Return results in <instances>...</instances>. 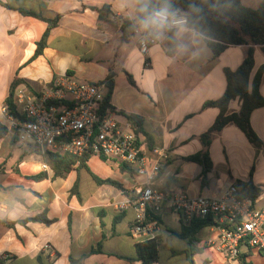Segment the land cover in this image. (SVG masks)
Returning a JSON list of instances; mask_svg holds the SVG:
<instances>
[{
  "label": "crops",
  "instance_id": "1",
  "mask_svg": "<svg viewBox=\"0 0 264 264\" xmlns=\"http://www.w3.org/2000/svg\"><path fill=\"white\" fill-rule=\"evenodd\" d=\"M261 1L244 3L255 9ZM111 4L118 6L119 0H0V124L7 128L1 108L14 80L23 82L16 89L40 94L65 74L102 84L112 73L109 103L116 121L129 122L134 132V123L125 115L137 119L139 131L134 133L149 162L157 157L154 150L165 156L155 188L167 196L218 197L229 186L241 189L240 183L250 181L259 191L257 207H263L264 150L252 147L233 123L212 134L208 147L212 166L203 181L200 165L186 161L202 150L200 136L218 115V109L203 108V104L223 94L224 69L235 70L250 47L228 46L197 68L182 64L169 68L155 52L143 55L129 46V38L121 39L122 22ZM102 7L106 9L99 14L96 9ZM55 18L42 52L34 56L48 28L46 20ZM252 48L251 76L264 65L260 48ZM154 81L162 82L155 90ZM259 94L264 98V73ZM240 106L239 99L232 100L227 111L235 113ZM249 122L264 143V106L252 111ZM20 144L8 129L0 138V192L27 209L19 220H0L2 264H71L70 260L143 264L135 248L140 241L130 235L134 212L116 208L117 203L134 197L140 181L129 166L91 155L86 168L55 177L43 161L44 153L35 147L22 149ZM91 175L121 187L99 185ZM74 183L77 195L71 192ZM38 216L41 220H32ZM146 222L157 242L156 261L151 264H189L186 241L178 236L182 221L166 203L157 214L148 211ZM214 235L209 227L197 232L194 264H264V255L247 247H240L238 258L226 259L204 243Z\"/></svg>",
  "mask_w": 264,
  "mask_h": 264
},
{
  "label": "built area",
  "instance_id": "2",
  "mask_svg": "<svg viewBox=\"0 0 264 264\" xmlns=\"http://www.w3.org/2000/svg\"><path fill=\"white\" fill-rule=\"evenodd\" d=\"M140 53L146 55L148 51ZM103 92L100 83L77 81L65 74L40 94L16 89V115L7 106L1 112L16 140L33 144L41 153L81 157L89 151L91 155L129 166L140 181L134 197L117 203L116 208H130L134 212L130 227L132 238L140 242L155 239L146 216L148 211L159 213L166 203L183 223L210 217L213 225L209 228L215 235L204 243L226 259L238 258L240 247L264 255V206L257 207L255 198H242L236 185L229 186L218 197H190L185 193L167 196L155 188L160 160L165 156L154 150L157 157L149 162L129 122L119 124L112 111L98 116Z\"/></svg>",
  "mask_w": 264,
  "mask_h": 264
},
{
  "label": "trees",
  "instance_id": "3",
  "mask_svg": "<svg viewBox=\"0 0 264 264\" xmlns=\"http://www.w3.org/2000/svg\"><path fill=\"white\" fill-rule=\"evenodd\" d=\"M181 6H186L187 0H179ZM106 7L96 9L99 14H102ZM24 15H31L41 19L37 14L22 11ZM213 16L216 14L213 13ZM227 19L215 20L214 24L218 35V43L214 46L213 57L220 55L228 46L248 45L247 53L241 62V64L235 70L224 69L225 76V90L223 94L216 100L208 101L203 104V108L213 107L218 109V115L216 116L213 124L209 127L207 132L200 136L202 144V150L187 157L186 161L194 162L201 167L202 181L205 179L206 174L211 169V161L208 154V147L210 145L211 136L213 133L219 132L226 124L233 123L245 136L247 141L256 149L264 150V143L256 136L250 126V115L254 109L264 106V98L259 94V85L261 76L264 73V65H261L256 73L251 76L254 66L253 59V46L260 48L264 54V0L261 1L259 6L255 9L248 7H241L239 10H235L227 13ZM57 18L53 20H46L48 28L44 32L42 38L37 43V47L34 56L39 55L45 46L46 38L51 27L56 24ZM121 39L126 40L129 38L127 32V24H121ZM112 76L110 73L106 80L102 83L104 92L103 99L99 103L97 108V114L99 117L103 116L106 111H113L109 101L112 90ZM23 84L20 80H14L9 88V94L5 101V105L11 114L16 115V105L14 103V93L16 88ZM239 99L241 106L235 113L229 114L227 111L230 101ZM123 115V114H122ZM125 117L128 120H132L134 123V132L139 131V122L136 118L131 116ZM7 132L6 126L0 124V138ZM91 156L89 151H86L81 157H74L70 155H59L50 152H45L42 155L44 163L53 172L55 177H64L70 171L80 168H86V161ZM122 170L128 169L121 167ZM97 184H111L120 188L121 186L113 182L110 179L99 180L95 176L91 175ZM35 179L37 177H34ZM241 197L254 199L258 195V189L255 188L250 181L240 183ZM72 193H77V183L71 190ZM32 220H41L40 216L34 217ZM213 225V220L210 217L204 219H192L189 223H181V230L178 236L186 241L187 244V257L189 264H194L192 261V254L195 251V235L198 231L205 227ZM156 240H147L136 244L137 258L143 264H151L156 261ZM71 264H78L74 260H70ZM2 264V261H0ZM246 264V263H243Z\"/></svg>",
  "mask_w": 264,
  "mask_h": 264
},
{
  "label": "clouds",
  "instance_id": "4",
  "mask_svg": "<svg viewBox=\"0 0 264 264\" xmlns=\"http://www.w3.org/2000/svg\"><path fill=\"white\" fill-rule=\"evenodd\" d=\"M110 6L127 24L129 46L155 52L169 68L206 64L218 43L214 21L226 20L227 13L246 7L244 0H187L186 6L179 0H119L118 6ZM161 83L154 81V90ZM26 210L0 192V220H19Z\"/></svg>",
  "mask_w": 264,
  "mask_h": 264
},
{
  "label": "rangeland",
  "instance_id": "5",
  "mask_svg": "<svg viewBox=\"0 0 264 264\" xmlns=\"http://www.w3.org/2000/svg\"><path fill=\"white\" fill-rule=\"evenodd\" d=\"M20 146L22 149L34 148L33 144H31V143H23V144H20ZM91 165H92V168L95 169L93 164H91Z\"/></svg>",
  "mask_w": 264,
  "mask_h": 264
}]
</instances>
